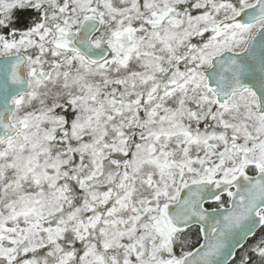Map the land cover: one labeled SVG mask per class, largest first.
<instances>
[{
	"label": "snow or ice",
	"instance_id": "6c2138e0",
	"mask_svg": "<svg viewBox=\"0 0 264 264\" xmlns=\"http://www.w3.org/2000/svg\"><path fill=\"white\" fill-rule=\"evenodd\" d=\"M0 264H264V0H0Z\"/></svg>",
	"mask_w": 264,
	"mask_h": 264
},
{
	"label": "trees",
	"instance_id": "16d2710c",
	"mask_svg": "<svg viewBox=\"0 0 264 264\" xmlns=\"http://www.w3.org/2000/svg\"><path fill=\"white\" fill-rule=\"evenodd\" d=\"M193 239H195V237H193Z\"/></svg>",
	"mask_w": 264,
	"mask_h": 264
}]
</instances>
